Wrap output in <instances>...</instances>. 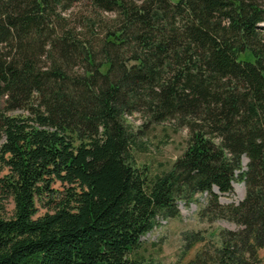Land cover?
Listing matches in <instances>:
<instances>
[{
	"label": "trees",
	"instance_id": "1",
	"mask_svg": "<svg viewBox=\"0 0 264 264\" xmlns=\"http://www.w3.org/2000/svg\"><path fill=\"white\" fill-rule=\"evenodd\" d=\"M136 114L189 130L162 174ZM0 167V264H144L204 194L235 228L187 264H264V0H0Z\"/></svg>",
	"mask_w": 264,
	"mask_h": 264
},
{
	"label": "rangeland",
	"instance_id": "2",
	"mask_svg": "<svg viewBox=\"0 0 264 264\" xmlns=\"http://www.w3.org/2000/svg\"><path fill=\"white\" fill-rule=\"evenodd\" d=\"M139 129L138 142L133 151L136 164L145 165L152 175L162 174L172 166L187 146L189 130L178 127L172 120L160 123L145 122L140 115L129 117ZM6 172L1 170L0 176ZM233 191L220 197L227 199L222 203H238L244 195V185L233 182ZM54 188L61 189L60 183ZM205 194L198 196V201L191 204H179L177 217L160 219L158 225L141 238V245L135 250V256L144 264H187L213 244H218V232L221 228L234 229L235 225L224 220L209 222L200 212L205 203ZM0 214L9 216L12 210L10 200L0 201ZM39 213L46 211L41 204ZM198 233L203 241L189 243L185 234Z\"/></svg>",
	"mask_w": 264,
	"mask_h": 264
},
{
	"label": "water",
	"instance_id": "3",
	"mask_svg": "<svg viewBox=\"0 0 264 264\" xmlns=\"http://www.w3.org/2000/svg\"><path fill=\"white\" fill-rule=\"evenodd\" d=\"M246 161H247V159H244V164L246 163ZM233 186H234V184H233ZM214 191L217 192V188ZM222 201H227V199H222Z\"/></svg>",
	"mask_w": 264,
	"mask_h": 264
}]
</instances>
